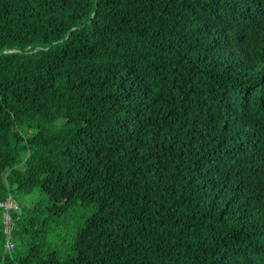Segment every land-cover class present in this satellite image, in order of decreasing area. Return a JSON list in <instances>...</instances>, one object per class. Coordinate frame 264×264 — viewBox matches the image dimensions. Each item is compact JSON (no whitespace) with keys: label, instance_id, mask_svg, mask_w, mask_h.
<instances>
[{"label":"trees","instance_id":"trees-1","mask_svg":"<svg viewBox=\"0 0 264 264\" xmlns=\"http://www.w3.org/2000/svg\"><path fill=\"white\" fill-rule=\"evenodd\" d=\"M6 198L0 264H264V0H0Z\"/></svg>","mask_w":264,"mask_h":264},{"label":"built area","instance_id":"built-area-1","mask_svg":"<svg viewBox=\"0 0 264 264\" xmlns=\"http://www.w3.org/2000/svg\"><path fill=\"white\" fill-rule=\"evenodd\" d=\"M13 206V203L11 202L10 199L6 198L4 201L0 202V207L4 210L2 215H3V221L5 224L9 222L10 214L8 211V208ZM7 232V230H6Z\"/></svg>","mask_w":264,"mask_h":264},{"label":"rangeland","instance_id":"rangeland-1","mask_svg":"<svg viewBox=\"0 0 264 264\" xmlns=\"http://www.w3.org/2000/svg\"><path fill=\"white\" fill-rule=\"evenodd\" d=\"M92 207H90V210H91Z\"/></svg>","mask_w":264,"mask_h":264}]
</instances>
